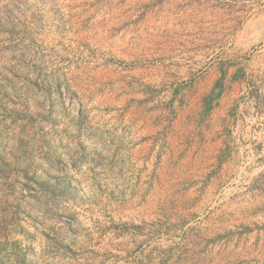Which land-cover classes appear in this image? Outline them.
<instances>
[{"label":"rangeland","instance_id":"1","mask_svg":"<svg viewBox=\"0 0 264 264\" xmlns=\"http://www.w3.org/2000/svg\"><path fill=\"white\" fill-rule=\"evenodd\" d=\"M0 264H264V0H0Z\"/></svg>","mask_w":264,"mask_h":264}]
</instances>
